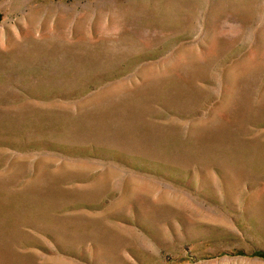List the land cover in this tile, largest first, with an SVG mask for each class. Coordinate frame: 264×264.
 I'll list each match as a JSON object with an SVG mask.
<instances>
[{"label": "rangeland", "instance_id": "1", "mask_svg": "<svg viewBox=\"0 0 264 264\" xmlns=\"http://www.w3.org/2000/svg\"><path fill=\"white\" fill-rule=\"evenodd\" d=\"M0 264H264V0H0Z\"/></svg>", "mask_w": 264, "mask_h": 264}]
</instances>
